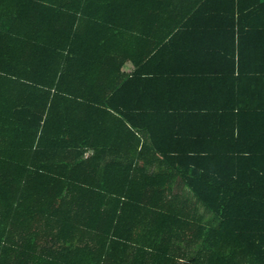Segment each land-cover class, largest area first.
<instances>
[{
	"label": "trees",
	"instance_id": "1",
	"mask_svg": "<svg viewBox=\"0 0 264 264\" xmlns=\"http://www.w3.org/2000/svg\"><path fill=\"white\" fill-rule=\"evenodd\" d=\"M251 49L264 0H0V264H264L263 103L139 80Z\"/></svg>",
	"mask_w": 264,
	"mask_h": 264
},
{
	"label": "crops",
	"instance_id": "2",
	"mask_svg": "<svg viewBox=\"0 0 264 264\" xmlns=\"http://www.w3.org/2000/svg\"><path fill=\"white\" fill-rule=\"evenodd\" d=\"M258 50H249L245 54H248V58L243 60V68H238V57L235 61L236 71L234 72V79L231 83H224L217 78L215 81H209V79H199L195 74H188L185 72L184 75H181L177 78L170 75L167 77L160 76L159 80L153 79H139L140 81H166L167 85V94L166 96L171 101H202L209 103V101H226L232 102L236 107L241 106L246 101H249L252 105L251 107H257L256 103H263V106H259V117L264 116V83L257 82V78L260 81H264V72L256 73L259 70L264 71V57H259ZM189 65L190 63H185ZM158 66L155 61H150V64L147 66L149 72L155 71V67ZM247 68V70H246ZM165 69H167L165 67ZM190 70L189 66H175L173 70ZM240 70L242 74H240ZM162 71V70H161ZM180 75V73H179ZM262 77H260V76ZM148 77V76H146ZM166 78V79H165ZM231 84V85H230ZM254 102V104H253ZM238 109V108H237ZM257 110V109H256ZM261 121L258 117L250 118V125L255 127L260 124Z\"/></svg>",
	"mask_w": 264,
	"mask_h": 264
}]
</instances>
